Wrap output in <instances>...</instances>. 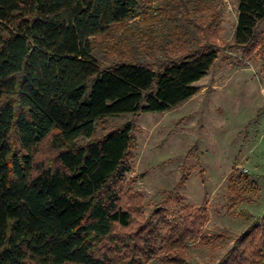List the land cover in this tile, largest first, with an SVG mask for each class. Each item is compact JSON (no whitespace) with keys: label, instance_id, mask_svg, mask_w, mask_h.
Here are the masks:
<instances>
[{"label":"trees","instance_id":"16d2710c","mask_svg":"<svg viewBox=\"0 0 264 264\" xmlns=\"http://www.w3.org/2000/svg\"><path fill=\"white\" fill-rule=\"evenodd\" d=\"M146 1L0 0V264H133L117 261L115 228L132 222L119 176L135 126L96 138L97 123L182 103L218 56L207 47L157 69L130 58L103 66L94 38L135 20ZM238 1L236 43L258 45L264 0ZM47 139L58 155L43 165ZM207 214L206 206L184 212L169 228L162 247H181L171 261L190 264L187 240ZM218 264H264V226L252 224Z\"/></svg>","mask_w":264,"mask_h":264},{"label":"rangeland","instance_id":"374dc122","mask_svg":"<svg viewBox=\"0 0 264 264\" xmlns=\"http://www.w3.org/2000/svg\"><path fill=\"white\" fill-rule=\"evenodd\" d=\"M238 21V0H147L135 20L93 40L103 66L130 58L157 69L169 56L207 47L218 53L189 99L97 123L96 138L127 122L135 126L119 176L120 201L132 213L130 225L115 228L119 262L177 264L171 258L181 247L170 251L163 238L181 226L184 212L203 206L207 219L187 240L190 264H218L252 224L264 226V20L255 46L236 43ZM57 155L47 139L37 162ZM149 243L151 254L140 258Z\"/></svg>","mask_w":264,"mask_h":264}]
</instances>
